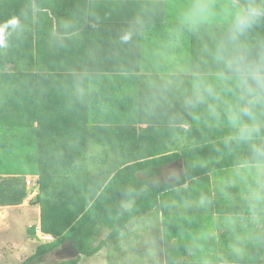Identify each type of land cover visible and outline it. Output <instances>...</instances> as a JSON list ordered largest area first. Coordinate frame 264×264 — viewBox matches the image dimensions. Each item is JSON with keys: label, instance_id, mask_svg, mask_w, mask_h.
Wrapping results in <instances>:
<instances>
[{"label": "crops", "instance_id": "1", "mask_svg": "<svg viewBox=\"0 0 264 264\" xmlns=\"http://www.w3.org/2000/svg\"><path fill=\"white\" fill-rule=\"evenodd\" d=\"M168 3L171 4V0H148L143 3L99 0L93 4L94 14L87 27L71 35L61 34L56 21L49 16L42 14V17H37L35 8L33 17L28 9L22 14L23 31L19 35L13 34L8 47L0 49V264H10L12 257L21 250L22 241L31 247L30 253L21 257L23 261L33 254L46 236L40 229L41 207L34 204L39 193V175L26 173L29 144L32 145L33 141L28 133V75L32 78V75L51 76L60 72L71 74L78 68L83 70L90 75L92 92L105 95L108 98L105 107L116 110V114H107L108 118L137 123L139 129L134 137L142 139V147L147 153H181L182 150L166 151V147L181 146L189 138L210 139L222 134L209 133L198 127L190 132L191 137L188 131L172 135L166 130L164 119L173 110L161 109L151 120L144 115L143 106L150 95L146 84L149 80L158 81L164 75L158 70L163 65L158 64L156 49L158 41L166 36V29L172 22L170 11L166 9ZM11 4L12 0H0V23L17 14ZM140 12L145 17L144 27L132 42L121 43L119 36L122 31ZM150 24H155L157 30L151 33ZM185 52L194 57L198 53V42L189 41L185 45ZM43 78H40L39 83L36 80L40 87ZM160 113H164V116ZM190 124L189 118L186 125L189 130ZM117 151L121 153L122 148H117ZM234 168L198 178L193 181L194 188L193 182L190 184L189 180L182 187L170 191L165 198L174 206L173 201L195 199L202 192L211 195L221 178ZM183 169L182 159L166 164L160 168L158 181L176 180L183 174ZM163 171L167 179L162 177ZM174 171L180 173L173 176ZM239 191L237 187H229L227 193L217 192L207 210L189 203L188 206L194 204L195 210H178L169 215L167 222H163V212L159 207L142 215L148 219L144 230H147L149 254L155 252L159 256L147 257L140 263L137 258H132L131 262L126 258L122 263L200 264L198 258L188 251L189 241L186 237L209 230L215 232V239L209 238L205 242L204 255H210L211 250L224 251L231 240V230L221 227V217L229 210H240L238 199L231 208L228 203L229 194L238 197ZM23 192L24 197L21 199ZM138 218L128 225L121 239L115 241L127 246L131 257L138 251L139 235L131 229ZM32 226L36 227L35 232L30 230ZM167 231L172 236L168 244L165 240ZM166 250L171 252L170 261L167 260ZM251 252L252 246L250 256ZM251 263L249 260L241 262Z\"/></svg>", "mask_w": 264, "mask_h": 264}, {"label": "trees", "instance_id": "2", "mask_svg": "<svg viewBox=\"0 0 264 264\" xmlns=\"http://www.w3.org/2000/svg\"><path fill=\"white\" fill-rule=\"evenodd\" d=\"M98 1L12 0L11 6L17 10L14 16L20 18L27 9L33 17L35 8L37 17L49 16L56 21L61 34L71 35L87 27L94 14L93 4ZM166 9L173 19L171 8ZM154 25L150 24L151 33L157 30ZM192 41L196 42L194 38ZM85 74L78 68L71 74H39L32 78L28 75V133L33 141L29 144L26 173L39 175V193L34 204L41 207V231L53 239L38 245L20 264H40L43 256L66 242L73 243L81 255L48 264H78L82 256H94L121 239L134 219L158 207L163 212V222L178 210L186 211L177 206L173 209L167 202L165 195L170 191L189 180L191 184L205 175L243 163L235 154L221 151L215 143L218 137L189 138L181 146L166 147V151L182 150L181 153H147L142 139L134 137L139 129L137 123L108 118L107 114H116V110L105 107V95L92 92L90 79L86 80L90 91L82 99L76 97L77 79ZM42 76L44 82L40 87L36 80L39 83ZM190 127L189 137L199 126L191 123ZM117 148H122V152ZM181 159L184 169L178 179L158 181L162 166ZM133 191L139 194L130 199ZM122 202H127L128 211L121 208ZM186 209L195 210L194 204ZM35 229L30 228L33 232ZM169 233L165 232L167 244L172 239ZM166 257L168 261L172 259L170 250H166ZM251 257V264H264L262 246L253 244Z\"/></svg>", "mask_w": 264, "mask_h": 264}, {"label": "clouds", "instance_id": "3", "mask_svg": "<svg viewBox=\"0 0 264 264\" xmlns=\"http://www.w3.org/2000/svg\"><path fill=\"white\" fill-rule=\"evenodd\" d=\"M169 7L176 11L156 49L158 64L163 65L158 70L164 75L147 82L150 95L144 115L151 120L161 109L173 110L164 119L172 135L189 131V118L203 131L222 133L216 145L243 162L221 178L211 195L202 192L194 200L173 201L177 207L194 203L207 210L217 192L227 193L229 187L240 190L238 197L228 198L230 208L238 199L240 210L221 217V227L231 230L226 249L204 255L205 242L215 239L209 230L186 237L188 251L200 264L252 261L251 246H264V0H182ZM144 24L140 12L122 31L120 42H132ZM23 27L18 16L0 23V49L7 48L9 38ZM193 38L198 42L194 57L185 52ZM88 79L87 74L78 77L77 98L90 91ZM137 194L133 191L130 199ZM121 208L128 211L127 202Z\"/></svg>", "mask_w": 264, "mask_h": 264}, {"label": "rangeland", "instance_id": "4", "mask_svg": "<svg viewBox=\"0 0 264 264\" xmlns=\"http://www.w3.org/2000/svg\"><path fill=\"white\" fill-rule=\"evenodd\" d=\"M178 0H172V4H178L177 2ZM182 1H180L181 3ZM176 9L171 7V15L172 17L175 14ZM164 176L166 179L168 178L165 171H163ZM162 173V174H163ZM178 173H180V171H174L172 173L173 176L177 175ZM148 219L145 216L139 217L137 219V221L133 224V226L131 227L132 230L135 231L136 234L139 235V238L137 240H139V245L138 247V251H136V253L133 255V257L130 256V252L127 249V246H123L121 245V243H115V242H111L109 247L101 250L100 252H98L97 254H95L94 256L91 257H87V256H82L81 260L78 264H123L122 260H125L126 258L128 260H130V262L132 261V258H137L140 262H142V259H145L147 257H155L158 258L159 254L155 255V252H150L149 254V248H148V235H147V230H144V226H146ZM52 239H47L44 238V242H48L51 241ZM158 242V241H157ZM30 244L26 243V242H21V250L12 257V261L10 262V264H20L22 259L21 257L25 254H29L31 247L29 246ZM148 254V255H147ZM64 260L62 258H60L59 256H56L55 251L43 256V258L41 259L40 264H48V263H53L55 261H61ZM67 261V260H66Z\"/></svg>", "mask_w": 264, "mask_h": 264}, {"label": "water", "instance_id": "5", "mask_svg": "<svg viewBox=\"0 0 264 264\" xmlns=\"http://www.w3.org/2000/svg\"><path fill=\"white\" fill-rule=\"evenodd\" d=\"M67 245V252L65 255L61 256L60 258L64 260H73L78 258L81 255V252L78 248L71 242H66Z\"/></svg>", "mask_w": 264, "mask_h": 264}, {"label": "flooded vegetation", "instance_id": "6", "mask_svg": "<svg viewBox=\"0 0 264 264\" xmlns=\"http://www.w3.org/2000/svg\"><path fill=\"white\" fill-rule=\"evenodd\" d=\"M66 249H67V245H66V243H64L60 248H58L57 250H55L56 256L61 257V256L65 255L66 252H67Z\"/></svg>", "mask_w": 264, "mask_h": 264}, {"label": "built area", "instance_id": "7", "mask_svg": "<svg viewBox=\"0 0 264 264\" xmlns=\"http://www.w3.org/2000/svg\"><path fill=\"white\" fill-rule=\"evenodd\" d=\"M44 238H47V239H53V236L50 235V234H46V236Z\"/></svg>", "mask_w": 264, "mask_h": 264}]
</instances>
